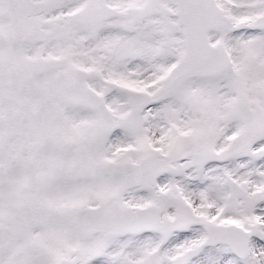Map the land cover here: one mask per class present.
<instances>
[{"label":"snow or ice","instance_id":"snow-or-ice-1","mask_svg":"<svg viewBox=\"0 0 264 264\" xmlns=\"http://www.w3.org/2000/svg\"><path fill=\"white\" fill-rule=\"evenodd\" d=\"M0 264H264V0H0Z\"/></svg>","mask_w":264,"mask_h":264}]
</instances>
